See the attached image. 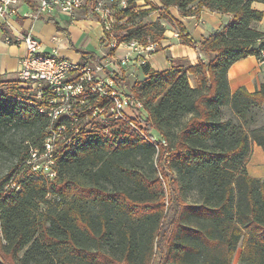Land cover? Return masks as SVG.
Instances as JSON below:
<instances>
[{
	"label": "trees",
	"instance_id": "trees-1",
	"mask_svg": "<svg viewBox=\"0 0 264 264\" xmlns=\"http://www.w3.org/2000/svg\"><path fill=\"white\" fill-rule=\"evenodd\" d=\"M252 1L128 0L117 8L109 42L156 41L164 26L146 18L158 10L173 20L172 5L183 14L209 7L232 18L204 39L175 20L181 40L204 57L196 64L173 59L163 70L144 62V77L133 83L117 74L144 105L145 133L125 119L99 120L76 142L58 141L54 178L26 162L48 136L44 105L19 80L0 76V264H231L242 239L240 263L264 264V178L247 168L252 143L264 149V124L248 127L264 105V80L254 91H232L228 76L248 55L264 63V32L255 26L264 11ZM225 106L234 117H223Z\"/></svg>",
	"mask_w": 264,
	"mask_h": 264
},
{
	"label": "built area",
	"instance_id": "built-area-1",
	"mask_svg": "<svg viewBox=\"0 0 264 264\" xmlns=\"http://www.w3.org/2000/svg\"><path fill=\"white\" fill-rule=\"evenodd\" d=\"M87 3L88 0H40L37 7L25 15L36 18L44 15L56 20L74 19ZM19 4L20 0H0V18L17 15ZM127 6L128 0L97 1L94 8L105 31L112 32L114 8ZM179 33L180 30L175 29L173 35L179 36ZM7 41L24 44L25 53L21 57L18 80L34 90L41 105L52 111V131L48 132L43 147H32L26 159L34 171L54 178L57 175L54 150L58 141L76 142L86 134L88 122L125 119L135 128H144L142 118L145 115L139 113L144 111L141 99L130 91L122 90L116 75L119 74V67L126 66L132 59L138 65L146 62V58L157 51V41L143 42L134 38L117 43L113 39V46L127 50L124 57L95 60L87 56L83 60H74L51 53L52 61L48 62L34 61V53L46 52L40 39L32 32L14 38L8 36ZM260 55L264 57V48ZM259 60L263 62L261 58ZM127 109L135 110L136 115L128 113ZM60 112H68V119H60ZM162 141L166 143L163 138Z\"/></svg>",
	"mask_w": 264,
	"mask_h": 264
},
{
	"label": "crops",
	"instance_id": "crops-1",
	"mask_svg": "<svg viewBox=\"0 0 264 264\" xmlns=\"http://www.w3.org/2000/svg\"><path fill=\"white\" fill-rule=\"evenodd\" d=\"M39 1L20 0L17 15L8 16L5 19L0 18V76L4 80H18L21 57L25 53L24 44L8 42V36L14 38L32 32L40 39L45 54L57 53L74 60H83L85 58L83 51H88L87 56L90 58V53H94L103 57L102 59L111 56L121 58L127 53L123 47H117L112 54L108 53L107 43L109 45L110 43L106 38L104 27L98 18L85 15L84 9L80 10L74 19L57 20L65 29L64 31L58 30L56 24L46 20L44 15L38 18L26 16L25 13L33 11ZM195 6L194 4L192 8L195 9ZM252 6L264 11V1L253 0ZM169 11L174 18L173 20L160 17L158 10L150 13L152 20L157 21L159 19L165 29L161 37L156 40L158 42L157 51L146 58V62H149L151 67L156 70L170 68L173 59H184L189 63L196 64L199 59L204 57L199 49L184 43L179 36L173 35L175 29L180 30L175 20L180 21L186 31L196 38L204 39L222 29L232 18V13L221 12L209 7L183 14L178 6L172 5L169 7ZM255 26L264 32V16L255 23ZM132 62L136 63L135 59L129 63ZM127 66L119 67V75L123 74L121 69ZM228 76L232 91L241 85H245L250 91H254L259 88L264 80V63L256 55H248L232 63L228 70ZM252 150L262 154L264 158V149L256 141L252 143ZM249 170L253 176L264 178V161L261 162V166Z\"/></svg>",
	"mask_w": 264,
	"mask_h": 264
},
{
	"label": "rangeland",
	"instance_id": "rangeland-1",
	"mask_svg": "<svg viewBox=\"0 0 264 264\" xmlns=\"http://www.w3.org/2000/svg\"><path fill=\"white\" fill-rule=\"evenodd\" d=\"M97 1L98 0H88V3H87V5L85 6V8L83 10V13L85 15H89V16L94 17V18H99V13L94 8V6L97 3ZM113 12H114V15H115V23H116V22H118L117 17H116V13L118 12L117 7L114 8ZM150 16L147 17L146 19L147 20H151L152 18ZM125 20L126 19H124V21ZM124 21L122 20V22H124ZM108 41H109V39H108ZM109 43H110V45L107 43V50H109L110 46L112 45V42H109ZM127 65H126L127 67L122 68L121 70L123 71V74L128 76V78L130 79L131 83H133V82H135L137 80H142V78L144 77V74H143V72L141 70V67H140L141 65H138L137 63H134V62L128 63ZM191 80H192L193 83H195V77L194 76H191ZM121 87H122V90H125L126 92H129V90H130V88L127 87V86L121 85ZM127 112L130 113V114L132 113V114L136 115V111L135 110L127 109ZM142 113L146 116L145 109H144V111H142ZM252 116H253V120H252V123L248 125L249 128L263 125L264 124V106L257 108L253 112ZM223 117L224 118L234 117V113H233L232 109L229 106L223 107ZM98 121L99 120H94L92 122H88V123H86V127L89 128V129L91 127L95 128L97 123H98ZM144 124H145V122H144ZM141 129L144 132V128H141ZM154 132H155L156 136L159 137V134L155 130H154ZM263 161H264L263 155L258 153V152H256L255 150H252L251 154H250V156H249V158L247 160V168H248L249 173L251 174L249 169L253 170L257 166H261V162H263ZM166 169H168V168H166ZM5 170H6L5 161L4 160H0V175L3 172H5ZM168 178L170 179V176H168ZM163 188H164L165 193L167 195V198L165 199V207H166V210H167L168 207L171 204V201H170L171 186L168 185V180L163 182ZM187 199L190 202H192L193 204H196L195 202L199 200L198 199V195L195 194L194 191H190L187 194ZM243 242H244V239L240 240L239 245H238V247H237V249L235 251V254H234V256H233V258L231 260V264H241L240 263V254H241V251H242V248H243ZM1 255H3V254L1 253V246H0V257H1ZM158 256H159V254L157 253V255L155 257V261L158 260ZM154 264H155V262H154Z\"/></svg>",
	"mask_w": 264,
	"mask_h": 264
},
{
	"label": "bare ground",
	"instance_id": "bare-ground-1",
	"mask_svg": "<svg viewBox=\"0 0 264 264\" xmlns=\"http://www.w3.org/2000/svg\"><path fill=\"white\" fill-rule=\"evenodd\" d=\"M34 61H39V62H48L52 61V54H45V53H34ZM142 103V102H141ZM42 111H46L48 113V116L50 117V126H49V131H52V111H50L47 107H43L41 109ZM60 119H68V112H60ZM75 142V140H67L66 143H72ZM44 175V173H41Z\"/></svg>",
	"mask_w": 264,
	"mask_h": 264
}]
</instances>
